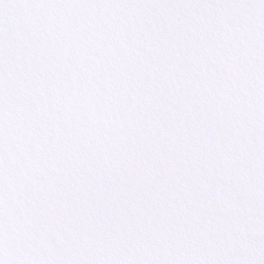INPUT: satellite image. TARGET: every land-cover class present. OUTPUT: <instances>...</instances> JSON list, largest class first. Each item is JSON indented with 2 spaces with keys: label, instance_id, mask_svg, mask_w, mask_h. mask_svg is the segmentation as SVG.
I'll use <instances>...</instances> for the list:
<instances>
[{
  "label": "snow or ice",
  "instance_id": "snow-or-ice-1",
  "mask_svg": "<svg viewBox=\"0 0 264 264\" xmlns=\"http://www.w3.org/2000/svg\"><path fill=\"white\" fill-rule=\"evenodd\" d=\"M0 264H264V0H0Z\"/></svg>",
  "mask_w": 264,
  "mask_h": 264
}]
</instances>
